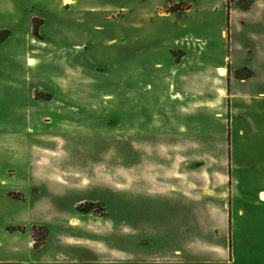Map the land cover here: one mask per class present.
Instances as JSON below:
<instances>
[{
    "label": "rangeland",
    "instance_id": "1",
    "mask_svg": "<svg viewBox=\"0 0 264 264\" xmlns=\"http://www.w3.org/2000/svg\"><path fill=\"white\" fill-rule=\"evenodd\" d=\"M228 1L0 0V264H233L264 0Z\"/></svg>",
    "mask_w": 264,
    "mask_h": 264
},
{
    "label": "crops",
    "instance_id": "2",
    "mask_svg": "<svg viewBox=\"0 0 264 264\" xmlns=\"http://www.w3.org/2000/svg\"><path fill=\"white\" fill-rule=\"evenodd\" d=\"M262 191L256 192V199L248 200L247 210L233 215L234 220L247 222L245 233L242 228L238 233L236 227L233 264H264V200L259 196Z\"/></svg>",
    "mask_w": 264,
    "mask_h": 264
},
{
    "label": "bare ground",
    "instance_id": "3",
    "mask_svg": "<svg viewBox=\"0 0 264 264\" xmlns=\"http://www.w3.org/2000/svg\"><path fill=\"white\" fill-rule=\"evenodd\" d=\"M32 61H31V59H28V63L30 64ZM70 224L71 225H77V221H76V219H71L70 220Z\"/></svg>",
    "mask_w": 264,
    "mask_h": 264
},
{
    "label": "trees",
    "instance_id": "4",
    "mask_svg": "<svg viewBox=\"0 0 264 264\" xmlns=\"http://www.w3.org/2000/svg\"><path fill=\"white\" fill-rule=\"evenodd\" d=\"M228 2H229V1L227 0V4H228Z\"/></svg>",
    "mask_w": 264,
    "mask_h": 264
}]
</instances>
